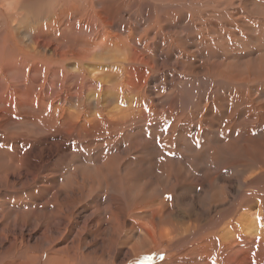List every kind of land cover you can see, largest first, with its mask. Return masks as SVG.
<instances>
[{"label":"rangeland","instance_id":"1","mask_svg":"<svg viewBox=\"0 0 264 264\" xmlns=\"http://www.w3.org/2000/svg\"><path fill=\"white\" fill-rule=\"evenodd\" d=\"M51 1L30 3L46 10ZM104 2L115 39L131 30L130 66L111 82L126 87L119 108L134 114L123 123L92 120L97 108L86 104L94 103L95 86L80 87L75 74L66 75L77 81L68 86L61 73L53 79L61 92L40 75L27 97L23 86L6 99L0 93V252L23 242L46 255L51 237L55 248L89 254L78 264H264V0H133L129 11L120 0ZM16 22L38 28L30 18ZM78 34L66 44L76 41L83 55L81 41L98 35ZM62 93L75 101L53 102ZM160 154L181 168L159 170ZM254 210L261 237L236 224ZM227 221L242 237L223 247ZM199 234L204 244L213 239V249L199 250Z\"/></svg>","mask_w":264,"mask_h":264},{"label":"bare ground","instance_id":"2","mask_svg":"<svg viewBox=\"0 0 264 264\" xmlns=\"http://www.w3.org/2000/svg\"><path fill=\"white\" fill-rule=\"evenodd\" d=\"M132 1L133 0H120V2L123 3V6L128 11L129 9H131V6L133 5ZM30 2H32V0H26V1L25 0H8V1L0 0V93L2 95V98L6 99V97H3V95L9 89L14 88L15 90H17V88L21 86H23L24 88H27V91H28V94L26 95L27 97L29 95V92L32 93L37 87L36 82L38 79L40 81L39 83H41L40 78L42 76H44L42 80V83L44 85L49 86L51 90H57L61 92V90L63 91V89L57 88L54 82H52L53 79H57L58 74L61 73L60 75L62 76L61 77L62 80L68 86L71 82H74V81L77 82V81L75 80L76 78H67L66 75L75 74L78 77L77 80L80 83V87L86 88L84 85H86L88 88H91L89 85L95 86L94 91L97 92L95 93L97 94V97H95L94 103H91L90 101L91 99H90L89 100L90 104H86L87 108L89 106H91L90 108L94 107L93 109H95V107L97 108L96 114H95L96 117L92 116L94 117L92 120L99 119V118L106 119L107 117L109 118L107 119L108 121L109 120L112 122L116 121L117 123L118 122L123 123L129 120L132 117L131 115L134 114V110L132 112H128L129 109L132 108V106H128L129 108L124 107L125 109H121L119 108L121 104L120 105L118 104L119 103L118 99L120 97L124 95V98H126V94H125L126 87L124 89H122V87L121 88L117 86L114 87L113 85L115 84H112L113 82L111 81L119 77L118 73L122 71L124 66L126 67L127 65L130 66V62H129L130 57L129 55L126 56L127 55L126 52L128 50L127 47L129 48L127 44L131 37V30L127 33V36L123 37V39H120V40L115 39V35H113L111 32L112 26L106 20V18L110 17L111 11L110 9L107 8V5L104 2V0H94V1L86 0V2L82 4L81 9L78 6V8L73 7L69 10H67V8L65 9L64 7L66 0H52L51 4L47 7L46 10H42L40 9V7L35 9L34 8L35 5H31ZM116 3H119V0H116ZM63 12H64V15L59 16ZM117 12H118V9L115 11V13L117 14ZM56 14H57V18H56ZM21 18L32 19L36 23V26L38 28L34 27L35 24L34 26L24 27L21 23H17L16 21ZM69 28L74 29V31L76 30H79V31L75 32L76 33V34L74 33L75 35H72L68 31ZM89 30L93 31L94 35L96 36L98 35V36L95 37L93 40L90 39V40L81 41V44L83 45V47L85 46L84 51H86L82 53L83 55H81V53H79L78 51H75V48H73L76 42L75 40L77 39L76 37H79L76 35L78 33L80 34V33H83ZM70 36H72L75 39L73 40V42L74 41L75 42L72 43V45L69 43L67 45L66 44L67 41L69 42L72 38ZM122 45L124 47H122ZM195 45L197 46L198 44H195ZM123 48L125 49L122 51ZM82 51L83 49L80 52ZM122 54L125 55V58L123 59L121 57ZM96 60L98 62L101 60L108 61L109 63L112 64V67H114L116 71L115 72H111V71L104 72L103 68H105L106 65L104 64L103 66H100V68L95 67V65H98ZM57 67L58 68L61 67L59 72H56L57 69L55 68ZM97 71H99L100 76H98L99 74L97 73ZM50 76L51 78H48ZM2 78L3 80H1ZM47 79H50L51 84L47 81ZM105 88H107V91H105ZM88 91H91V89ZM46 96H43V97H46ZM78 96H77V99H78ZM55 97L56 98H54L53 100V102L55 103H60L62 101L61 104H63L70 100L72 102L75 101L74 98L70 96L69 94H68V97L65 96V94L63 93L61 94V96H55ZM80 97L84 98L82 94L79 96V99ZM101 98H103L102 100H104V98L105 99L108 98L107 100H109L110 102L107 105H110V109L106 108L104 110L103 109L104 107L103 108L100 107L101 104L99 105V102ZM46 99L47 98H45V100ZM122 100L124 99L122 98ZM143 100L141 103L144 104ZM130 102H131L130 100H128L127 102H124L122 103V106L125 103H127L128 105V103ZM49 103H50V98H49ZM77 103L80 104V102H77ZM49 105H50V109L51 108L52 110L53 108L56 109L55 107H53L55 104L52 105V103H50ZM111 107H113V109ZM76 109L74 108V111H76ZM61 112L62 114L64 113L66 114V112L68 111L62 110ZM87 114L89 115L88 111H86V115ZM78 118L80 119L81 116L78 115ZM89 120L91 119L89 118ZM89 120L83 119V122H89ZM100 120L102 119H99V122ZM99 122L98 124L100 125ZM80 127H86V125L83 124ZM85 131H87V129H85ZM160 149L162 148L160 147ZM164 154L157 155L155 158V160L157 159L155 163L159 170L163 171L164 169H167V168L171 169L175 167L178 169L181 168V166H176L173 162L170 161L169 159L170 155L168 157V156H164ZM217 157H220V156L218 155ZM217 157L215 156L211 157L214 163H217L216 161L218 162L220 161V159ZM224 200H226V198L221 199L218 204H214L206 208L204 211V215L208 217L211 208L212 207L217 208L218 206L224 205L225 203ZM225 212L227 213L230 211L226 210ZM258 218H259V214L255 212V210L254 212L252 211L251 213L242 215L240 219L237 218V222H236V224L238 225L237 227L240 229L242 233L245 232L249 236L250 234H254L253 236L258 235V237H261L260 234H261V228H262L261 224L262 223H261L260 218H259L260 219V223H259ZM219 233L220 234L218 238H219V241H221L223 247L229 246L236 239L239 240L242 237L241 233L240 234L230 233V222L228 221L225 223V226H223L219 230ZM235 234L239 236L237 237ZM119 235H120L119 233H116L117 238H119ZM196 236L199 238V241L197 240L195 242V243L197 242L200 243V245L198 246L199 250H202V252L205 253L207 250L213 249V246H214L213 241H212L213 239H208L207 242L204 244V242L206 241L205 240L206 235L199 234ZM207 237L212 238L210 236H207ZM47 240H48L46 241L47 253H45L46 255H39L37 253L39 249V245H36L38 247L31 249L27 245H24V243L22 242L19 244L11 245L9 248V251L6 253L0 252V264H38V262L42 264H78L80 259L89 257L88 253L82 254L78 252V253H75L74 255L65 246L55 248L56 247L55 242L51 240V237H47ZM118 242L119 241L117 239L115 244H118ZM87 263L88 262H86V264Z\"/></svg>","mask_w":264,"mask_h":264}]
</instances>
